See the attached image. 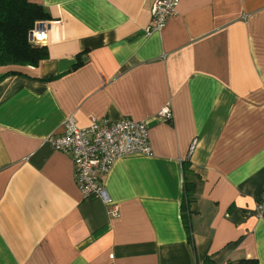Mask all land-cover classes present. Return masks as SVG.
Listing matches in <instances>:
<instances>
[{"label": "crops", "instance_id": "1", "mask_svg": "<svg viewBox=\"0 0 264 264\" xmlns=\"http://www.w3.org/2000/svg\"><path fill=\"white\" fill-rule=\"evenodd\" d=\"M28 1L47 59L0 67V264H264V0H179L150 34L153 0ZM122 118L146 122L151 154L99 176L104 204L48 139Z\"/></svg>", "mask_w": 264, "mask_h": 264}, {"label": "built area", "instance_id": "2", "mask_svg": "<svg viewBox=\"0 0 264 264\" xmlns=\"http://www.w3.org/2000/svg\"><path fill=\"white\" fill-rule=\"evenodd\" d=\"M179 0H153L151 9V27L146 34L161 31L167 20L177 13ZM45 29H36L29 33V41L39 45L44 41ZM161 122H169L172 112L169 105L162 107L156 114ZM70 133L48 139L52 149L68 154L75 166V181L84 197L94 196L104 204H110L99 176L106 175L114 162L128 155L149 156L148 126L144 121L122 118L116 122L91 120L86 128L76 127L72 120L67 121ZM193 142L188 158L195 150ZM115 211V210H114ZM258 220H264V191L255 210Z\"/></svg>", "mask_w": 264, "mask_h": 264}, {"label": "trees", "instance_id": "3", "mask_svg": "<svg viewBox=\"0 0 264 264\" xmlns=\"http://www.w3.org/2000/svg\"><path fill=\"white\" fill-rule=\"evenodd\" d=\"M48 18L46 11L28 0H0V67L36 68L47 59L44 47L29 41V33L37 22ZM183 198L181 219L189 229L190 205L194 201L196 175L189 162L182 165ZM226 264H257L255 260H239Z\"/></svg>", "mask_w": 264, "mask_h": 264}]
</instances>
